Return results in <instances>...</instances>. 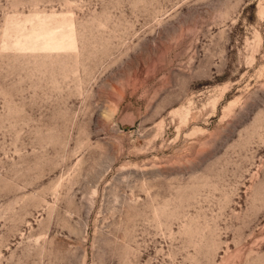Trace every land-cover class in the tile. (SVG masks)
<instances>
[{
    "label": "rangeland",
    "instance_id": "rangeland-1",
    "mask_svg": "<svg viewBox=\"0 0 264 264\" xmlns=\"http://www.w3.org/2000/svg\"><path fill=\"white\" fill-rule=\"evenodd\" d=\"M0 264H264V0H0Z\"/></svg>",
    "mask_w": 264,
    "mask_h": 264
},
{
    "label": "water",
    "instance_id": "water-1",
    "mask_svg": "<svg viewBox=\"0 0 264 264\" xmlns=\"http://www.w3.org/2000/svg\"><path fill=\"white\" fill-rule=\"evenodd\" d=\"M121 124L124 129H129L134 125L133 121L130 118H127L126 116L121 119Z\"/></svg>",
    "mask_w": 264,
    "mask_h": 264
}]
</instances>
